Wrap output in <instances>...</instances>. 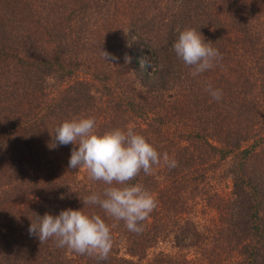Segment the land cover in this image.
Returning <instances> with one entry per match:
<instances>
[{"label":"trees","instance_id":"1","mask_svg":"<svg viewBox=\"0 0 264 264\" xmlns=\"http://www.w3.org/2000/svg\"><path fill=\"white\" fill-rule=\"evenodd\" d=\"M186 28L222 54L197 76L173 50ZM81 117L178 162L130 182L157 200L142 232L84 209L111 227L103 261L28 232L105 187L49 147ZM0 264H264V0H0Z\"/></svg>","mask_w":264,"mask_h":264},{"label":"clouds","instance_id":"2","mask_svg":"<svg viewBox=\"0 0 264 264\" xmlns=\"http://www.w3.org/2000/svg\"><path fill=\"white\" fill-rule=\"evenodd\" d=\"M176 56L192 69L191 75L197 76L212 69L222 54L206 42L205 37L195 28H186L179 33L173 44ZM110 61L112 57L103 51ZM130 60L126 57V61ZM138 90L143 91L139 84ZM212 99L219 101L222 90L211 85L206 89ZM94 117L72 118L63 121L55 129L50 148L60 145H74L68 167L85 169L90 178L102 182V192H92L82 199L81 209L67 208L58 215L46 213L32 222L28 232L41 243L55 238L57 247H67L81 255L108 259L112 249L111 227L101 215L84 209L98 206L106 216L123 220L130 232L143 231L142 222L157 207L155 196L140 183H130L141 171L151 175L154 165L161 162L169 168L178 166L168 152L162 154L146 136L133 127L113 128L98 132ZM78 145V148L76 147Z\"/></svg>","mask_w":264,"mask_h":264},{"label":"rangeland","instance_id":"3","mask_svg":"<svg viewBox=\"0 0 264 264\" xmlns=\"http://www.w3.org/2000/svg\"><path fill=\"white\" fill-rule=\"evenodd\" d=\"M147 57H148V55H143V59H147ZM197 218L200 219V221H203V218L200 216V214L198 215ZM162 245L165 246L164 244H162Z\"/></svg>","mask_w":264,"mask_h":264}]
</instances>
